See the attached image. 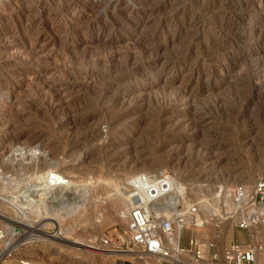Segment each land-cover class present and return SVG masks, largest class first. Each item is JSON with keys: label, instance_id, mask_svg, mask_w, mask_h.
I'll return each instance as SVG.
<instances>
[{"label": "rangeland", "instance_id": "1", "mask_svg": "<svg viewBox=\"0 0 264 264\" xmlns=\"http://www.w3.org/2000/svg\"><path fill=\"white\" fill-rule=\"evenodd\" d=\"M261 55L264 0H0V225L30 232L16 254L123 264L89 246L122 231L120 185L134 172L167 168L194 184L264 177ZM225 228L218 246L252 238Z\"/></svg>", "mask_w": 264, "mask_h": 264}, {"label": "built area", "instance_id": "2", "mask_svg": "<svg viewBox=\"0 0 264 264\" xmlns=\"http://www.w3.org/2000/svg\"><path fill=\"white\" fill-rule=\"evenodd\" d=\"M120 188L125 226L121 232L113 228L95 234L89 247L112 252L123 264H263L264 177L252 182L194 184L163 168L134 172ZM205 213L209 218L204 221ZM198 217L215 228L209 236L193 229L200 222ZM231 221L252 238L249 242L230 239L220 247L222 232L217 229ZM22 228L18 225L16 237L11 232L0 244V260L11 255L18 257L19 264H38L15 254L23 245L22 236L30 233ZM188 229L193 233L185 237Z\"/></svg>", "mask_w": 264, "mask_h": 264}, {"label": "bare ground", "instance_id": "3", "mask_svg": "<svg viewBox=\"0 0 264 264\" xmlns=\"http://www.w3.org/2000/svg\"><path fill=\"white\" fill-rule=\"evenodd\" d=\"M246 1V0H245ZM242 2V1H241ZM244 2V1H243ZM249 3L250 2H246L245 4H241L242 6H248L249 5ZM239 5V4H238ZM237 5V6H238ZM241 6V7H242ZM238 29V28H237ZM229 30L230 31H234V30H236L235 28H233V27H230L229 28ZM239 30V29H238ZM244 30V29H243ZM243 30L241 29V31H240V36L242 37V38H240V39H244V40H251L252 39V36L251 35H249V33L248 34H246V32H243ZM237 34V33H236ZM238 36H239V34H238ZM257 52V51H256ZM259 53V52H258ZM259 55H260V53H259ZM258 60H259V62H262V63H264V56L263 55H261V56H259V58H258ZM256 63H258V62H256ZM259 65V64H258ZM33 155L32 156H34L35 154L34 153H32ZM37 154V153H36ZM21 156H22V154H21ZM13 158V157H12ZM47 158V157H46ZM14 159H15V157H14ZM11 161V160H10ZM13 161V160H12ZM8 163V162H7ZM34 163H37V162H34ZM6 164V163H5ZM9 164H10V162H9ZM33 164H29V166H27V168L29 169V168H32L33 170H34V172L36 173V171H38V170H41L44 166L46 167V165H44V166H32ZM39 165V164H38ZM48 166V165H47ZM41 167V168H40ZM12 168H14V167H12ZM19 168V167H18ZM7 169V168H6ZM10 169H11V167H10ZM20 169V168H19ZM14 170V169H13ZM18 169H16V171H17ZM15 171V170H14ZM42 171V170H41ZM18 172V171H17ZM14 173V172H13ZM177 177V176H176ZM177 178H179V177H177ZM180 179V178H179ZM181 180V179H180ZM183 181V180H182ZM50 186V185H49ZM31 189V188H30ZM49 189H52V188H50L49 187ZM31 191V190H30ZM34 192H41V195L43 196V194L45 195L46 193H48V188H47V185H42V186H40L39 188H37V189H34L33 190ZM53 192V191H52ZM40 194V193H39ZM38 194V195H39ZM108 194V193H107ZM28 196V195H27ZM111 197V196H110ZM34 199V198H33ZM32 199V200H33ZM37 199V198H36ZM36 199H35V201H36ZM40 199V198H39ZM121 199V198H120ZM122 199H123V197H122ZM115 200H117V198L115 199ZM23 201V200H22ZM40 201V200H39ZM39 201H36V203H38ZM42 201H44V200H42ZM80 201V200H79ZM33 202H34V200H33ZM41 202V201H40ZM39 202V203H40ZM45 202V201H44ZM114 202V201H113ZM116 202V201H115ZM118 202V201H117ZM26 203V202H25ZM27 203H29L30 205H28V206H31V203L30 202H27ZM26 203V204H27ZM13 204H16V203H13ZM24 203H22L21 205H22V207H18V208H16V211H18L20 208H21V212H22V209H25L26 207H27V205L26 204H24ZM119 204V203H118ZM26 205V206H25ZM27 209V208H26ZM4 210V209H3ZM3 210H1L0 209V217L2 218V219H4V218H6L7 217V212L5 213ZM28 210V209H27ZM121 214V217L125 220V217H124V213H120ZM9 216V215H8ZM200 216V215H199ZM201 217H203V219H204V221H205V219H208L209 217H208V214L207 213H205L204 215H202ZM6 220V219H5ZM198 221H200L199 220V217H198ZM224 224V223H223ZM223 224H220V230H222V228H225L226 229V233L228 234V236H230L231 237V234L233 233V224H232V221L231 222H228V226H225V227H223L222 225ZM17 226V225H16ZM204 226H205V223H201V221L200 222H198V226H196V227H194L193 229H195L197 232H200V231H203V228H204ZM2 227V226H1ZM222 227V228H221ZM3 228V239L0 241V244L1 243H5L6 242V240H8L9 239V237H10V234H8V230L9 229H5L4 227H2ZM16 228V227H15ZM18 228V227H17ZM17 228H16V232L14 233L15 234V236H16V234L18 233V230H17ZM65 228V227H64ZM224 229V230H225ZM80 229H78V230H76V228L75 227H73V226H71V225H69V226H67L66 227V231H68L69 233H74V232H78ZM230 231V232H229ZM36 234V233H35ZM78 234V233H77ZM14 236V237H15ZM34 236V235H33ZM40 238V237H39ZM45 239H49L48 237H44ZM24 245V244H23ZM22 245V246H23ZM22 246H20L19 248L20 249H22L23 247ZM16 252H19V249L16 251ZM16 252H15V254H16ZM110 254L113 256V255H115L114 253H112V252H110ZM262 256V263L264 264V255H261ZM1 257V256H0ZM0 264H1V262H0Z\"/></svg>", "mask_w": 264, "mask_h": 264}]
</instances>
